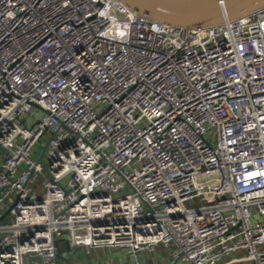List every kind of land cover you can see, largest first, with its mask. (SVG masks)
Wrapping results in <instances>:
<instances>
[{
  "label": "built area",
  "instance_id": "obj_1",
  "mask_svg": "<svg viewBox=\"0 0 264 264\" xmlns=\"http://www.w3.org/2000/svg\"><path fill=\"white\" fill-rule=\"evenodd\" d=\"M63 244L264 264V9L190 30L0 0V264Z\"/></svg>",
  "mask_w": 264,
  "mask_h": 264
},
{
  "label": "water",
  "instance_id": "obj_2",
  "mask_svg": "<svg viewBox=\"0 0 264 264\" xmlns=\"http://www.w3.org/2000/svg\"><path fill=\"white\" fill-rule=\"evenodd\" d=\"M123 2L150 20L172 28L190 30L218 27L264 9V0H123ZM59 257L62 258L61 254ZM29 259L26 264H29ZM68 261L73 264V256Z\"/></svg>",
  "mask_w": 264,
  "mask_h": 264
},
{
  "label": "crops",
  "instance_id": "obj_3",
  "mask_svg": "<svg viewBox=\"0 0 264 264\" xmlns=\"http://www.w3.org/2000/svg\"><path fill=\"white\" fill-rule=\"evenodd\" d=\"M62 251L68 252L67 244L62 245ZM82 255L79 253L74 254V252H69L71 256H73V264H135V261L131 257L128 251L126 250H108V249H98L93 250L89 248H81ZM85 249L92 251L93 253H98V261L96 259L88 260L87 252ZM147 251H142L141 256H139L140 264H169L171 259V249L165 248L163 246L159 247V249L155 253L148 252L151 257H148ZM102 254V255H101Z\"/></svg>",
  "mask_w": 264,
  "mask_h": 264
},
{
  "label": "rangeland",
  "instance_id": "obj_4",
  "mask_svg": "<svg viewBox=\"0 0 264 264\" xmlns=\"http://www.w3.org/2000/svg\"><path fill=\"white\" fill-rule=\"evenodd\" d=\"M32 156H33L34 159H36L37 158V152H35ZM42 163L43 164L45 163L44 160L42 161ZM42 183H43V178L40 177L39 178V183H38V185L36 187L37 191H40V192L43 191V189H42V187H43ZM67 249L70 252L72 251V252H75V254L76 253H79L80 255H82V251H83L82 249L71 250L69 248V245L68 244H67ZM85 251L87 252V256L86 257L88 258V260L94 258V259H96L98 261L99 258H98V253L97 252L96 253H93L92 251H89L88 249H85ZM60 253L62 254V251ZM146 253H147L148 257H151V255H149L148 252H146ZM141 254H142V252H139V256H141Z\"/></svg>",
  "mask_w": 264,
  "mask_h": 264
}]
</instances>
